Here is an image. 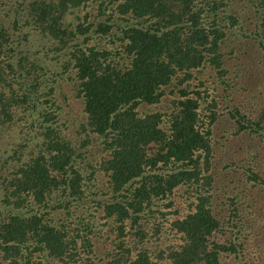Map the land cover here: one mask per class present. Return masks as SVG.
<instances>
[{
	"label": "trees",
	"instance_id": "1",
	"mask_svg": "<svg viewBox=\"0 0 264 264\" xmlns=\"http://www.w3.org/2000/svg\"><path fill=\"white\" fill-rule=\"evenodd\" d=\"M86 1L96 4L93 21L89 14L64 21ZM228 7L224 0H0V148L8 152H0V264H220L222 255L242 254L240 235L248 228L232 214L219 219L216 196L197 189L194 204L183 193L191 210L182 216L173 199L183 186L211 188L216 101L194 90L193 72L226 75L223 23L237 24ZM31 22L60 48L77 46L60 76L86 119L75 142L62 133L75 123L66 94L39 75L32 87L19 85L37 71L25 62L38 49H23L12 31ZM93 35L101 46L89 45ZM255 42L264 65V28ZM173 94L167 110L163 101ZM231 115L237 133L264 130V111L257 120L239 110ZM95 142L105 156L93 157ZM226 167L247 166L232 160ZM247 178L264 184L251 170ZM99 194L108 200L99 202ZM164 199H172L165 213L162 205L153 209ZM153 213L175 218L171 234Z\"/></svg>",
	"mask_w": 264,
	"mask_h": 264
},
{
	"label": "rangeland",
	"instance_id": "2",
	"mask_svg": "<svg viewBox=\"0 0 264 264\" xmlns=\"http://www.w3.org/2000/svg\"><path fill=\"white\" fill-rule=\"evenodd\" d=\"M228 3V13L233 14L237 20V24L233 29L230 20L224 21V26L227 28L228 39L223 45V54L225 59L226 75L221 79L219 75L210 68L200 72H193L194 90L201 93H208L215 98L216 104L213 109L216 110L217 118L212 125L211 146L213 149L211 161V169L209 176L212 178L211 188H198V184L191 186H183L175 190L177 194L173 196L175 206L174 209L180 211V216L185 212L190 211V203H187L182 194L187 192L190 195V201L195 204L193 197L196 190L198 193L210 192L213 196V201L216 196L217 206L214 207V213L219 219L228 218L230 214L234 216V223H242L246 227L244 232H241L240 242L242 245V254L237 258H228L222 255L220 264H264V184L262 182L248 181L247 175L249 170L260 175L264 180V130L261 134L256 133H237L236 122L231 114H235L239 110L241 114L246 115L252 120H257L264 111V65L263 51L257 47L255 42V34L260 28H264V0H224ZM16 6V5H15ZM94 1H86L81 3L79 9L69 10L64 17V21L68 16L73 18H84L86 15L89 21H93L97 11ZM6 14V10H4ZM74 14V15H71ZM12 15V14H11ZM8 25L11 23L8 21ZM21 24V28H22ZM241 27V28H240ZM15 29L12 31L13 39L21 43L23 49L25 46L30 48L36 47L38 50L30 56H27L25 62L26 69L31 72L33 65L37 67V71L31 72L27 79L21 80L23 87H32L33 80L39 75L41 80H45L48 86L59 89L67 96V110L70 111L69 120H74L76 123H71L62 131L71 141L75 142L78 139L77 126L85 122L84 116L81 114V106L74 99V94L71 91V84L62 75V67L65 65L68 54L77 46L73 44L66 45L62 48L58 46V42L53 41L46 36L40 25L33 22L29 25H24V29ZM28 31L27 36L23 32ZM24 36L26 38H24ZM89 45L101 46L103 40L99 35H93ZM28 54V53H27ZM16 83V82H15ZM20 88V87H19ZM192 91V88H189ZM177 91H174L176 94ZM170 95L168 99H164L165 107L171 109L173 102L171 101L176 95ZM190 97H196L191 94ZM177 98V97H176ZM208 106V105H207ZM155 106H149L148 109L155 110ZM140 110L143 109L140 107ZM164 112V109H159ZM166 110V111H167ZM206 113V112H204ZM163 128H167L168 124H162ZM99 142H95L89 151L93 157L99 158L105 156V153L99 152ZM2 157L7 155V149L0 148ZM232 160L243 162L247 167L239 172H235L226 167ZM168 174L167 170L163 171ZM156 174L159 171L154 172ZM98 188L101 190L104 187L105 180L99 175L97 177ZM209 194V193H208ZM97 200L101 203L108 200L106 195L99 194ZM229 202L226 205L221 204L227 198ZM246 198V199H245ZM183 199V200H182ZM234 200L230 202V200ZM68 199H66L67 201ZM247 200V201H245ZM172 202V199H164V201H156L153 205L155 209L158 205H162L161 212H166L164 204ZM74 207V206H72ZM74 209V208H73ZM72 209V210H73ZM64 211L55 213L56 219L64 217ZM81 210H77L74 218L80 215ZM102 210L100 211L99 217ZM152 217L164 224L163 231L170 232L171 221L175 218H168L167 221H162L156 213ZM181 218V217H179ZM72 220V219H71ZM65 219V224L71 221ZM153 221L150 222L152 226ZM160 234V244L166 245L165 234ZM173 233V232H172ZM230 233L228 234V240ZM237 238V237H236ZM235 241V238H233ZM235 242V243H237ZM237 243V244H238ZM163 246L162 248H165Z\"/></svg>",
	"mask_w": 264,
	"mask_h": 264
}]
</instances>
